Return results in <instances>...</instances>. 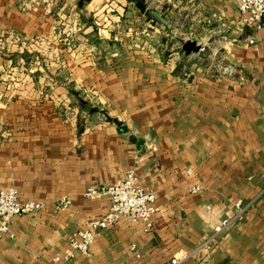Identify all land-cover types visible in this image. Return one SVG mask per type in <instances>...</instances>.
I'll use <instances>...</instances> for the list:
<instances>
[{
	"label": "crops",
	"instance_id": "crops-1",
	"mask_svg": "<svg viewBox=\"0 0 264 264\" xmlns=\"http://www.w3.org/2000/svg\"><path fill=\"white\" fill-rule=\"evenodd\" d=\"M25 1L0 0V185L71 205L15 217L0 264H52L109 206L85 191L130 168L156 193L154 229L123 218L70 264H169L239 200L253 206L184 264H264V24H239L238 0H147L175 36L129 0ZM187 31L216 35L226 68L181 72L165 40Z\"/></svg>",
	"mask_w": 264,
	"mask_h": 264
},
{
	"label": "built area",
	"instance_id": "built-area-1",
	"mask_svg": "<svg viewBox=\"0 0 264 264\" xmlns=\"http://www.w3.org/2000/svg\"><path fill=\"white\" fill-rule=\"evenodd\" d=\"M262 20H264V0H238L239 24L260 28ZM249 41L253 43L254 39L251 38ZM205 49L206 46L202 44L199 53ZM198 189V186L192 188L195 192ZM84 195L87 197L106 195L110 199L109 206L102 214L89 217L83 228L70 235L67 247L61 254L52 258V264H70L78 253L89 254L99 233L104 229L115 227L123 218L133 224H142L145 232H151L155 226L156 216L161 211L156 202L155 191L145 189L139 184L135 168L128 169L125 175L112 185L89 187ZM70 205L71 199L67 195L49 205L35 199L21 200L16 187L0 185V239L6 235L13 236L11 223L15 217L37 213L45 209H51L53 213L57 214L67 210ZM252 206L253 201L247 203L241 200L237 201L236 211L232 215L222 218L214 227L213 234L206 238L195 251L179 253L170 260L169 264H184L196 251L204 248L209 249L216 237L236 224ZM130 251L135 257H141L137 243L130 245Z\"/></svg>",
	"mask_w": 264,
	"mask_h": 264
},
{
	"label": "rangeland",
	"instance_id": "rangeland-1",
	"mask_svg": "<svg viewBox=\"0 0 264 264\" xmlns=\"http://www.w3.org/2000/svg\"><path fill=\"white\" fill-rule=\"evenodd\" d=\"M37 1V0H36ZM35 0H26L24 5L29 6V5H33L36 3ZM47 0L40 2V4H47ZM75 3V2H74ZM23 4V3H22ZM73 4V0H70V5ZM51 5V4H50ZM57 18L59 15H55ZM55 17V18H56ZM86 17L85 15L82 16ZM56 18V19H57ZM196 35V33H191L190 31L185 32V34H183V36H181V40L179 42H176V40L174 39H170V37L167 38V40H165V54L166 56H173V52H176L177 56L179 59L177 60V68H180L181 72L185 73V72H189L191 71V69L193 68H201L203 70H222L224 68H226L222 63H224L221 58H220V52L217 49L216 44L219 43V41H213L216 37V35L213 37V39L211 38L209 41V46L206 47V49L200 54L197 55L196 57H192V58H185L184 57V52L182 50V43L183 40L185 39H192V37H194ZM235 225V224H234Z\"/></svg>",
	"mask_w": 264,
	"mask_h": 264
},
{
	"label": "water",
	"instance_id": "water-1",
	"mask_svg": "<svg viewBox=\"0 0 264 264\" xmlns=\"http://www.w3.org/2000/svg\"><path fill=\"white\" fill-rule=\"evenodd\" d=\"M135 4V6L141 11L145 16L146 20H153L157 24L163 26L168 33V35L175 36V32L170 24V22L165 18L164 14L161 13L157 8L151 7L147 0H129ZM264 24V20H262ZM202 47V43L194 39H186L182 43V50L186 55H191L193 53H199ZM124 127H122V130ZM125 131V129H124Z\"/></svg>",
	"mask_w": 264,
	"mask_h": 264
}]
</instances>
